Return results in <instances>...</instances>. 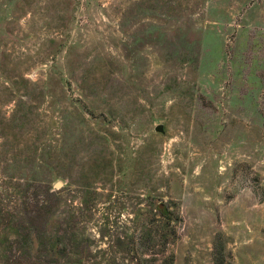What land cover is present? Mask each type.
Segmentation results:
<instances>
[{"label": "rangeland", "instance_id": "obj_1", "mask_svg": "<svg viewBox=\"0 0 264 264\" xmlns=\"http://www.w3.org/2000/svg\"><path fill=\"white\" fill-rule=\"evenodd\" d=\"M171 258L264 264V0H0V264Z\"/></svg>", "mask_w": 264, "mask_h": 264}, {"label": "trees", "instance_id": "obj_2", "mask_svg": "<svg viewBox=\"0 0 264 264\" xmlns=\"http://www.w3.org/2000/svg\"><path fill=\"white\" fill-rule=\"evenodd\" d=\"M161 205H163V208L161 209V208H160V205H159V211H160L164 216H168V217H170L171 214L168 212V210L166 209L165 205H164V204H161ZM172 263H173V258L165 260V264H172Z\"/></svg>", "mask_w": 264, "mask_h": 264}, {"label": "water", "instance_id": "obj_3", "mask_svg": "<svg viewBox=\"0 0 264 264\" xmlns=\"http://www.w3.org/2000/svg\"><path fill=\"white\" fill-rule=\"evenodd\" d=\"M156 132L158 133H163L164 132V126L163 125H159L156 127ZM160 208L162 209L163 208V205H160Z\"/></svg>", "mask_w": 264, "mask_h": 264}]
</instances>
